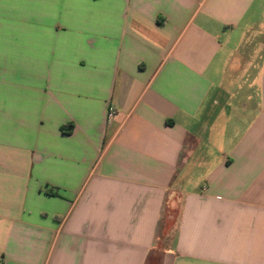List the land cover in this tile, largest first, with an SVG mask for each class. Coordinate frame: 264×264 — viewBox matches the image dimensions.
<instances>
[{"label":"crops","instance_id":"1","mask_svg":"<svg viewBox=\"0 0 264 264\" xmlns=\"http://www.w3.org/2000/svg\"><path fill=\"white\" fill-rule=\"evenodd\" d=\"M0 264H264V0H0Z\"/></svg>","mask_w":264,"mask_h":264},{"label":"built area","instance_id":"2","mask_svg":"<svg viewBox=\"0 0 264 264\" xmlns=\"http://www.w3.org/2000/svg\"><path fill=\"white\" fill-rule=\"evenodd\" d=\"M117 110L115 109V107H113V106H111L110 108H109V110H108V114H107V119H108V121L110 120V121H112L115 117H116V115H117Z\"/></svg>","mask_w":264,"mask_h":264}]
</instances>
